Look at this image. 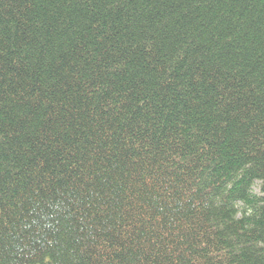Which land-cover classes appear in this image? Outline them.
Here are the masks:
<instances>
[{
  "label": "trees",
  "instance_id": "obj_1",
  "mask_svg": "<svg viewBox=\"0 0 264 264\" xmlns=\"http://www.w3.org/2000/svg\"><path fill=\"white\" fill-rule=\"evenodd\" d=\"M0 264H264V0H0Z\"/></svg>",
  "mask_w": 264,
  "mask_h": 264
}]
</instances>
